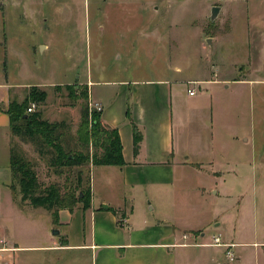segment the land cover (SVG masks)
Returning a JSON list of instances; mask_svg holds the SVG:
<instances>
[{
  "label": "rangeland",
  "instance_id": "1",
  "mask_svg": "<svg viewBox=\"0 0 264 264\" xmlns=\"http://www.w3.org/2000/svg\"><path fill=\"white\" fill-rule=\"evenodd\" d=\"M215 7L220 9L212 21ZM0 76V82L14 87L18 100L31 86L47 90L46 104L36 110L44 120L68 121L75 137L81 110L90 107V100L75 103L55 86L86 83L103 97L104 82H185V91H197L196 97L186 98V104L196 106L193 122L184 129L186 146L203 151L199 158L210 164L211 172L226 162L235 166L249 161L258 177L257 195L251 190L239 223L234 222L237 210L214 196L206 200L208 216L219 218L228 232L238 227L264 234V0H0ZM220 80L254 82L226 88ZM244 132L250 150L240 158L235 153L243 146L234 136L240 141ZM11 137L10 149L35 163L40 183L63 186L67 175L75 183L78 170L66 169L60 176L49 166V156L41 158L33 144ZM100 167L93 174V194L112 201ZM82 170L86 186L90 169ZM198 181L191 185L209 187L214 182ZM11 190L0 187V264H92L91 252L59 253L58 243L52 248L57 251L41 249L52 246L50 237L61 235L58 225L51 212L23 205L19 193ZM158 208L150 215L156 216ZM77 224L71 232L74 243L83 238Z\"/></svg>",
  "mask_w": 264,
  "mask_h": 264
},
{
  "label": "crops",
  "instance_id": "2",
  "mask_svg": "<svg viewBox=\"0 0 264 264\" xmlns=\"http://www.w3.org/2000/svg\"><path fill=\"white\" fill-rule=\"evenodd\" d=\"M3 81L0 82V187L11 190L12 133L7 110L11 101L22 102L28 94L18 100L14 87ZM220 81L226 88L254 82ZM205 82L208 85L219 83L218 80ZM184 84L173 79L104 82L103 97H97L90 88L91 101L103 106V122L120 134L126 166H102L98 170L106 181V189L111 190L112 201L93 194V174L97 166H90L91 208L76 209L72 213L66 209L59 211L58 224H54L58 225L61 235L50 237L52 246L41 249H52L58 243L59 253L91 252L92 264H264L263 233L238 227L232 232L223 230L219 218L209 217L205 209L208 197L214 196L225 204L230 203L233 212L237 210L234 222L239 223L245 205L251 202V190L254 192L258 187L256 168L249 161H240L235 166L226 162L218 172H211L207 170L210 164L199 158L203 151L186 146L184 129L193 122L190 115L196 111V106L186 101L196 97L197 91L191 96L189 87L187 91L183 89ZM210 113V124H213V111ZM138 135L142 136V141L135 154L134 140ZM234 139L243 146L235 153L241 158L245 153L242 151L250 150V140L246 132L240 141L237 136ZM194 179L201 183L204 179L214 182L209 187H196L191 185ZM192 187H196L195 192L190 191ZM103 205L109 209L105 210ZM157 208V215H150L157 212ZM122 218H127L124 227L118 223ZM76 220L77 229L80 226L83 229L79 243H74L71 236ZM184 235L189 239L184 240ZM213 236H220L224 243L233 245L230 250L235 262L227 258L228 248L206 245L213 241ZM15 245L18 246L16 242ZM52 250L48 252L54 253Z\"/></svg>",
  "mask_w": 264,
  "mask_h": 264
},
{
  "label": "trees",
  "instance_id": "3",
  "mask_svg": "<svg viewBox=\"0 0 264 264\" xmlns=\"http://www.w3.org/2000/svg\"><path fill=\"white\" fill-rule=\"evenodd\" d=\"M55 89L57 93L65 90L69 99L75 103L78 101L88 103L90 100L88 85H61L55 86ZM47 99V90L31 86L22 102L11 101L7 110L11 121V133L13 137H19L23 142L33 144L41 158L49 156V166L56 174L63 176L66 169L71 172L78 170L75 183L69 181L68 175L63 186L59 183H52L49 186L40 183L35 163L28 160L23 152L13 148L10 149V168L13 181L17 184L16 189H12L14 192L18 190L21 203L51 212L53 221L57 224L59 211L66 209L72 213L80 206L84 210L92 206V181L87 178L84 186L82 168L90 166L123 168L126 165L120 134L116 128H111L103 122L102 112L90 113L88 105L83 107L82 121L75 137L71 135L68 121L44 120L40 110L28 113L32 104L36 105L37 109L44 106ZM141 141L142 136L135 137V154L139 152Z\"/></svg>",
  "mask_w": 264,
  "mask_h": 264
},
{
  "label": "built area",
  "instance_id": "4",
  "mask_svg": "<svg viewBox=\"0 0 264 264\" xmlns=\"http://www.w3.org/2000/svg\"><path fill=\"white\" fill-rule=\"evenodd\" d=\"M195 93H196L195 90H189V94L191 96H194ZM89 104H90V107H89L90 113H93V111H96V112H102L103 111V106L100 103H97L95 101L92 102L91 99H90ZM35 111H36V105L32 104L31 108L28 110V113L31 114V112H35ZM119 224H120L121 227H124L127 224V218L120 219ZM183 239L187 240L189 238H188L187 235H184ZM212 240L213 241L211 243H208L206 245H211V246H215V247H222L223 246V247L228 248L227 251H226L227 258L229 259V261L235 262V256L233 255V253L230 250V248L233 247L232 244L224 243L223 240H221L220 236H213Z\"/></svg>",
  "mask_w": 264,
  "mask_h": 264
},
{
  "label": "water",
  "instance_id": "5",
  "mask_svg": "<svg viewBox=\"0 0 264 264\" xmlns=\"http://www.w3.org/2000/svg\"><path fill=\"white\" fill-rule=\"evenodd\" d=\"M219 9H220V8H218V7H215V8L213 9V11H212V17H211L212 21L215 20L217 14H218V12H219ZM103 208H104L105 210H108V209H109V207H108L107 205H103ZM54 233L57 235V234H59V231H56V232H54Z\"/></svg>",
  "mask_w": 264,
  "mask_h": 264
}]
</instances>
